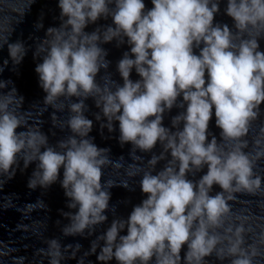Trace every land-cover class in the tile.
Here are the masks:
<instances>
[{
	"label": "clouds",
	"instance_id": "9594fccd",
	"mask_svg": "<svg viewBox=\"0 0 264 264\" xmlns=\"http://www.w3.org/2000/svg\"><path fill=\"white\" fill-rule=\"evenodd\" d=\"M32 3L27 0L23 8H8L16 24ZM220 3L151 0L152 7L146 9L144 0H58L60 24L47 28L33 50V59L42 61L35 72L45 93L43 105L54 109V116L65 106L68 111L66 120L56 117L52 122L69 132L54 145L38 124L24 120L20 111L24 98L10 86L12 82L0 80V177L4 178L0 187L21 164L23 170L35 163L27 182L31 190H46L59 179L68 198L66 207L75 209L61 211L68 221L62 226L56 221L61 236H93L108 219L109 189L115 184L102 182L104 169L114 161L110 150L98 147L89 135L93 121L85 115L88 99L99 109L95 120L101 130L112 133L118 122V142L131 146L129 157L139 169L135 175L141 177L140 190L146 195L127 219L114 218L103 233L95 235L80 258L78 242L70 251L72 246L62 245L59 238H45L39 252L48 264L65 260L81 264L93 254L97 264L112 260L117 264H209L206 258L211 256L228 264L264 260V248L248 242L249 229L241 217L228 219L233 215L228 201L235 193H264L262 177L254 171L264 158V146L253 156L245 151L248 141L242 139L260 118L264 104V50L260 49L264 0H226L224 14L231 18V27L214 23ZM109 17L110 25L85 31ZM3 22L6 35L0 48L7 46L8 59L0 72L9 60L13 67L19 65L29 50L20 40L9 42L13 22L6 17ZM113 41L117 47L129 46L116 64L122 84L107 72L110 61L102 45ZM102 69L107 78L101 77L100 82L97 75ZM133 69L139 76L135 81L130 79ZM185 105L172 117L171 127H165L164 114ZM213 114L219 142L214 135L209 139ZM260 131L264 134V127ZM157 144L161 152L142 164L136 153H152ZM255 144L262 145L264 140L258 138ZM160 161L165 163L156 171ZM205 166L207 171L198 180L188 179ZM120 184L128 186L125 181ZM214 185L220 191L211 195ZM23 209L46 211L47 206L38 199ZM125 229L127 234L120 235ZM259 243L264 244V232Z\"/></svg>",
	"mask_w": 264,
	"mask_h": 264
},
{
	"label": "water",
	"instance_id": "95a60500",
	"mask_svg": "<svg viewBox=\"0 0 264 264\" xmlns=\"http://www.w3.org/2000/svg\"><path fill=\"white\" fill-rule=\"evenodd\" d=\"M27 0H0V43H3L6 35L4 31L3 18L13 22L14 31L12 32L9 42H15L20 40L24 42L25 46L29 49L22 62L19 65L13 67L11 60L8 65L4 67L0 72V80H10L17 90L18 95L22 96L23 104L20 109L24 120L28 125L38 124L40 130L48 136L49 144H55L58 140L65 138L69 135L68 129L65 127L61 130L58 126H53V121L66 120L68 117L67 107L63 112H56L51 107L45 108L43 105V98L45 93L39 87L38 75L35 72V67L38 63L42 62L39 58L33 59L34 45L39 39H43L45 31L49 27H58L60 24L59 15L60 9L58 8V0H33L29 10L25 13L22 21L18 24L15 23L17 19L14 14L8 12V8H23L26 6ZM146 9L152 7L151 0H144ZM226 0H221L220 12L215 16L214 23L227 24L232 26V20L224 14V8ZM112 23L111 18L100 19L95 24H90L86 27V32L93 31L98 26L110 25ZM42 24V27L37 29L36 25ZM107 50L106 59L110 61L107 69L108 73H111V78L117 83L122 84V80L119 73L116 71V64L122 57L125 51L129 50L127 43L117 47L115 41L112 43L102 45ZM260 49L264 50V40L260 41ZM195 54H199V49H194ZM8 59L7 46L0 48V70L3 68V61ZM101 77H106L105 71L102 69L97 75V80L101 81ZM207 79V74L205 75ZM130 79L133 81L139 79V76L133 69ZM7 90V89H6ZM5 90V91H6ZM182 99L178 98L179 100ZM75 98H73V101ZM67 102H65L66 105ZM88 105V111L85 113L88 119L93 121V129L90 132V136L94 138V143L100 148H107L110 150V158L114 161V164H110L104 169L102 176V182L104 180L115 181L113 187L109 189L111 198L109 201V210L106 212L108 217L107 221L96 229V233L88 238L80 237H63L60 233V226L66 224L68 221L61 216V211H73L66 207L68 198L64 195V190L60 186L59 179L56 183L51 185L46 190L36 188L31 190L27 187V182L31 176L35 163L30 164L27 169H22V164L17 168L15 176L7 180L6 183L0 187V243L12 245L20 248H25L33 251L45 247L44 239L57 237L60 239L62 245H71L72 251L78 242L82 247L79 252L76 253L77 258H80L89 248L90 240L95 239V235L103 233L107 227L111 224L114 218L127 219L135 205L146 198L140 190L139 182L141 177L135 175L139 169L133 165V160L129 157V151L131 146L125 144L123 147L118 142L119 128L118 122H114L115 131L109 133L107 129L101 130L99 122L95 120V114L99 112L93 103L92 99L86 101ZM59 105H57V108ZM184 107H173L171 111L166 112L163 118V125L165 127H171V119L178 113L184 111ZM261 116L257 121H253L249 127V131L245 137L248 141V147L245 151L252 152L255 156L256 150L264 146L256 145V139L264 140V134L261 133V127H264V104L261 106ZM214 113V109H213ZM182 127V125H181ZM18 129L17 131H22ZM174 130V129H173ZM209 139L214 135L217 141L220 140V129L215 126V117H213L209 123ZM231 147V145H229ZM161 147L159 144L152 150V153H140L137 152V157H142V164H146L147 160L153 153L159 154ZM123 157V160L120 159ZM170 158V157H169ZM139 162V161H138ZM165 161H160L156 165V171L161 170ZM123 165V166H122ZM207 167L205 166L200 172L195 175L189 174L188 179L196 181L205 174ZM254 171L261 175L262 186H264V158L257 161V166ZM132 173L133 176L130 179L126 174ZM155 174V172L153 173ZM63 176V169L60 170V179ZM4 179L0 177V180ZM127 182L128 186H121L120 182ZM220 191L218 186H213L211 195H215ZM227 195V193L225 194ZM234 199L228 201L232 216L228 219L234 220L236 216L241 217V222L245 223L248 228L247 238L249 243H256L258 248H264V244L259 243L260 234L264 232V193H257L250 195L247 193H235ZM42 200L47 206V210L29 211L23 209V205L28 203H35L37 200ZM21 208L22 211H17V208ZM39 204H36V208H39ZM247 218L246 220L244 218ZM56 221H60V226L56 224ZM44 223L47 224V230L44 231ZM126 229L120 233V235H126ZM186 247L182 249L181 256L183 257ZM98 251V250H97ZM209 264H228V261H217L214 256L206 258ZM85 262L96 263V256L93 254L88 256ZM109 264H117L115 260L109 262ZM258 264H264V260H260Z\"/></svg>",
	"mask_w": 264,
	"mask_h": 264
}]
</instances>
